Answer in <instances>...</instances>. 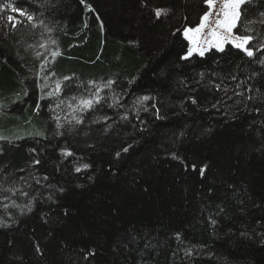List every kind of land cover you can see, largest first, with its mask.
Here are the masks:
<instances>
[{
  "label": "trees",
  "instance_id": "obj_1",
  "mask_svg": "<svg viewBox=\"0 0 264 264\" xmlns=\"http://www.w3.org/2000/svg\"><path fill=\"white\" fill-rule=\"evenodd\" d=\"M9 1L36 19L0 26V264H264V49L181 59L205 0Z\"/></svg>",
  "mask_w": 264,
  "mask_h": 264
},
{
  "label": "snow or ice",
  "instance_id": "obj_2",
  "mask_svg": "<svg viewBox=\"0 0 264 264\" xmlns=\"http://www.w3.org/2000/svg\"><path fill=\"white\" fill-rule=\"evenodd\" d=\"M81 4H85V0H80ZM254 0H205V3L208 5V11L204 13V15L200 18V24L195 29H185V36L188 35L189 32H200L205 27L209 26L210 18L215 16L214 21L212 22V30L210 31L209 35L214 37V41L211 42L210 46L216 47L219 51H223V43L228 42L231 43L234 47L242 50L249 58L254 56V48L255 51H260L261 49H264V42L259 43L258 45H252L250 42L254 39L252 35H240L238 34L240 29L238 28V24H243L245 21H247V25H251L253 21L251 19H248V12L253 4ZM256 2L264 3V0H256ZM9 7H12V10L18 14L19 17L24 18L28 22H32L36 17H34L29 12L25 11L24 9L16 6L13 7L12 5H9ZM213 9H216L215 12H213ZM161 11L166 10H156V15L159 16L161 14ZM259 15L261 17H264V11L259 12ZM7 20L12 28H16L19 24L23 23L22 20H18L15 16H8ZM261 24H264V19L259 21ZM33 27H36V24H32ZM237 29V34L233 33V29ZM223 29L224 35H218V30ZM244 31L247 32L248 28L245 27ZM53 43H55L53 41ZM41 48L45 47V45L41 44ZM207 49H203L200 51V55L204 54V51ZM192 49H189L188 55H191ZM37 57H40V53L36 54ZM61 55L59 51H52L51 56L53 58ZM187 56L181 57V59H186ZM46 59V57H45ZM261 63H264V60L260 61ZM40 67L43 69L46 67L43 63L40 65ZM35 77L37 80V88H41V85L39 83L40 79V72H35ZM44 79L47 80V75L44 76ZM65 80L70 79L69 77H64ZM111 81H108V84H111ZM219 85H216V88L219 89ZM60 85L57 84V91H59ZM28 92L25 90L24 95H27ZM49 95H53V93H49ZM75 99V98H74ZM143 100L149 99L147 96L142 98ZM193 103H196L197 101L195 99L192 100ZM80 103L85 107L89 108L92 106V100L89 99H83L80 101ZM219 103V101H218ZM0 107H3V105H0ZM59 107V105H57ZM213 107H216L214 104ZM58 119V118H57ZM76 123H80V120L77 119ZM0 139H6L5 137L0 136ZM124 152L128 151V148L123 149ZM119 156L120 153H117ZM36 163H39V161H36ZM85 168L88 167L87 164L84 165ZM76 171H80L79 168L76 169ZM201 174L203 175L204 169H200ZM135 239V238H133ZM148 247V245H146ZM37 251H40L39 248H37Z\"/></svg>",
  "mask_w": 264,
  "mask_h": 264
},
{
  "label": "rangeland",
  "instance_id": "obj_3",
  "mask_svg": "<svg viewBox=\"0 0 264 264\" xmlns=\"http://www.w3.org/2000/svg\"><path fill=\"white\" fill-rule=\"evenodd\" d=\"M9 5H11V2L9 0H0V26L2 28H8V27L11 26L9 24L8 20H7L8 16H15L18 20L22 19V17H19L18 14L12 10V7H9ZM215 10L216 9H213V12H215ZM214 19H215V16L211 17L210 21H209V26L205 27L202 31H200L198 33L197 32H189L188 35L185 36V29H195L200 24V22L194 27H186L184 29V36L188 39L189 49H192L191 54H193V53L200 54L201 50L209 49L211 47H214V46H210L211 42L214 41V37L209 35L210 31L212 30V26H213L212 22L214 21ZM203 35H206V38H207L206 42L207 43L205 44L204 47H198V43L200 42V40L203 37ZM218 35H224L223 29L218 30ZM226 43H228V42H224L223 43V47L225 46ZM186 56H189V55L187 54ZM43 61H45V57L43 58ZM44 75H47V78L49 77V73L48 72H45ZM44 81H46V80H44ZM44 84H47V82H45ZM45 89H46V87H44V85H43L42 86V91L44 90V95H46ZM51 91H53V90H50V92ZM18 128H19V126L17 128L10 127L5 132L0 133V136L5 137V138L19 137L23 133H19V129ZM38 134H41V133H38Z\"/></svg>",
  "mask_w": 264,
  "mask_h": 264
}]
</instances>
